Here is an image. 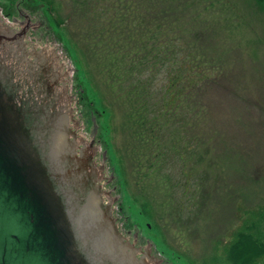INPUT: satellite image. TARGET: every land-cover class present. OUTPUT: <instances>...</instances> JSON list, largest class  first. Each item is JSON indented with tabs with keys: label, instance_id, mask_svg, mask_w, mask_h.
<instances>
[{
	"label": "rangeland",
	"instance_id": "obj_1",
	"mask_svg": "<svg viewBox=\"0 0 264 264\" xmlns=\"http://www.w3.org/2000/svg\"><path fill=\"white\" fill-rule=\"evenodd\" d=\"M18 2L34 25L28 41L66 64L75 123L86 141L94 138L103 175L114 178L107 191L117 200L114 217L129 243L138 234L135 246L149 249L161 264H232L229 248L238 234L264 242L262 3L0 0V19L12 28ZM157 28L170 33L175 45L186 44L209 79L201 102L191 106L199 108L200 119L191 108L188 126L175 122L160 129L155 144L146 145L139 137L145 122L133 110V78L118 71L128 69L133 57H124L129 55L125 51L145 49L152 37L160 46L165 34L155 36ZM115 45L118 70L111 62ZM106 48L107 54L100 52ZM165 68L158 69L152 89L160 90ZM148 75L145 70L141 78ZM79 89L88 90L86 100ZM95 103L106 110L96 122L100 128L87 116L88 106L98 114ZM152 161L157 162L155 173L143 179L141 169ZM256 264H264V257Z\"/></svg>",
	"mask_w": 264,
	"mask_h": 264
},
{
	"label": "water",
	"instance_id": "obj_2",
	"mask_svg": "<svg viewBox=\"0 0 264 264\" xmlns=\"http://www.w3.org/2000/svg\"><path fill=\"white\" fill-rule=\"evenodd\" d=\"M12 29L0 19V264H159L103 204L65 62Z\"/></svg>",
	"mask_w": 264,
	"mask_h": 264
},
{
	"label": "trees",
	"instance_id": "obj_3",
	"mask_svg": "<svg viewBox=\"0 0 264 264\" xmlns=\"http://www.w3.org/2000/svg\"><path fill=\"white\" fill-rule=\"evenodd\" d=\"M258 1L264 5V0ZM60 24L61 22L58 21L57 26L60 27ZM179 32L181 33V30ZM159 33L161 35L165 34L160 46L155 43V39L152 37L149 40L150 44H146L145 49H143L145 45H141L139 46L140 49L125 51L124 53L127 52L129 55H124V57H133L128 69L118 71L122 72L123 77L130 75L133 78L129 82L132 84L131 95L134 101L133 110L138 119H140V123L145 122L142 126H148V129H152V131H148L142 127L143 129L139 132L140 139L146 145L148 142L155 144L154 136H157L156 134L160 129H168L175 122L181 127L188 126L185 119L189 115L191 106H195L201 102V89L209 79L203 73V64L194 58L193 53L189 51L186 44L179 43V45H175L171 37L168 36L170 33H164L159 28L153 32L155 36H158ZM118 46L115 45L112 51L115 54L111 59L114 68L119 63L117 56ZM175 50H178L180 53L183 52V54L179 57L175 56ZM100 52L108 53L107 48L100 50ZM160 66L166 67L165 73L162 78L160 90H154L151 88L153 86L151 82L154 81L153 78L158 73ZM116 69L118 70V68ZM145 70L149 75L146 77L147 79H142L141 75ZM114 78L116 81L117 77L114 76ZM84 93L86 96H89L88 90L86 92L84 91ZM156 95H159L158 99H155ZM102 108L101 113L104 115L105 109L104 107ZM150 110L155 111L153 115H149L148 111ZM198 110L199 108L193 109L194 116L197 120L200 119ZM145 136L148 138L152 137L149 140H143ZM171 149H174V147H171ZM156 165L157 162L152 161L147 170L141 169L143 172V176L140 174L141 177L144 179L146 176H152L155 173ZM262 257H264V242L246 233H240L229 249V259L232 264H256V260Z\"/></svg>",
	"mask_w": 264,
	"mask_h": 264
},
{
	"label": "flooded vegetation",
	"instance_id": "obj_4",
	"mask_svg": "<svg viewBox=\"0 0 264 264\" xmlns=\"http://www.w3.org/2000/svg\"><path fill=\"white\" fill-rule=\"evenodd\" d=\"M18 3L15 6L16 7V10L14 11L15 16L13 18H11L10 22L15 25L14 28H16V30L27 28L28 29L27 34H28L34 25H32V22L30 21L29 17L26 14H24L22 11L19 10L20 3L19 4ZM104 178L101 180V183H103V185L107 187L109 184H111L113 179L108 180V179H104ZM105 197L108 201H110V194H107V196H105ZM116 201L117 200H112L111 206L114 205L116 203ZM136 235L134 236V238H135V241L137 243L138 238Z\"/></svg>",
	"mask_w": 264,
	"mask_h": 264
}]
</instances>
